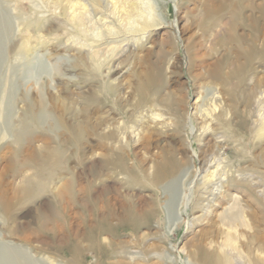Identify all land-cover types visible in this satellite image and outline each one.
I'll return each mask as SVG.
<instances>
[{"label": "rangeland", "instance_id": "1", "mask_svg": "<svg viewBox=\"0 0 264 264\" xmlns=\"http://www.w3.org/2000/svg\"><path fill=\"white\" fill-rule=\"evenodd\" d=\"M0 17V264L264 260V0H0Z\"/></svg>", "mask_w": 264, "mask_h": 264}, {"label": "bare ground", "instance_id": "2", "mask_svg": "<svg viewBox=\"0 0 264 264\" xmlns=\"http://www.w3.org/2000/svg\"><path fill=\"white\" fill-rule=\"evenodd\" d=\"M99 1V0H98ZM103 1V0H102ZM148 2H150V1H148ZM151 3V2H150ZM149 3V4H150ZM59 4V3H58ZM148 4V5H149ZM154 4V3H153ZM77 6V5H76ZM154 6V5H153ZM79 7V6H78ZM77 9V8H76ZM80 9V8H79ZM78 9V10H79ZM130 11H133V10H130ZM98 12V11H97ZM1 18V17H0ZM74 19V18H73ZM236 19V18H235ZM233 20V19H232ZM236 22V21H235ZM5 23L6 24H8V21H5ZM2 25L4 26V23L2 24V18H1V20H0V27H2ZM71 26V25H70ZM81 26V25H80ZM5 27V26H4ZM8 27V26H7ZM83 31V30H82ZM84 32V31H83ZM82 32V33H83ZM257 34V33H256ZM233 35V34H232ZM86 36V35H85ZM81 38V37H80ZM87 38V37H86ZM245 38V37H244ZM257 38V37H256ZM111 40V39H110ZM253 40V39H252ZM257 40V39H256ZM100 41V40H99ZM258 41V40H257ZM79 42V41H78ZM243 42V41H242ZM263 46H262V51H263V53H264V36H263ZM86 43V42H85ZM75 44H73V46H74ZM248 45V44H247ZM59 46V45H58ZM72 46V45H71ZM252 47V46H251ZM79 50H80V48H78ZM242 49H244V48H242ZM255 51H256V49H255ZM254 51V52H255ZM78 52V51H77ZM254 52H251L250 51V54L252 53V54H254ZM52 53V52H51ZM72 53V52H71ZM61 54V53H60ZM59 54V55H60ZM248 54H249V51H248ZM251 54V55H252ZM70 55V54H69ZM246 56H247V54H245ZM250 55V56H251ZM249 56V55H248ZM261 56V55H260ZM264 57V56H263ZM1 58H3L2 56H1ZM78 58H80V57H78ZM90 58V57H89ZM251 58V57H250ZM259 58H261V57H259ZM20 60V59H19ZM50 60V59H49ZM66 60H69V59H66ZM248 62H251V61H248ZM5 63V62H4ZM64 66H65V64H64ZM67 68H68V65H67ZM77 69V68H76ZM87 69V68H86ZM34 72V71H33ZM67 72V71H66ZM56 73V72H55ZM81 74V73H80ZM73 75V74H72ZM63 76V75H62ZM91 76V75H90ZM51 78H52V76H51ZM62 78V77H61ZM91 78V77H90ZM14 79V78H13ZM28 79V78H27ZM26 80V79H25ZM25 80H24V82H25ZM36 80V79H35ZM32 81H33V78H32ZM53 81V80H52ZM68 82V81H67ZM23 83V82H22ZM45 84H46V81H45ZM51 84V83H50ZM65 84H66V82H65ZM25 85V84H24ZM26 86V85H25ZM28 86V85H27ZM48 88V87H47ZM50 88V87H49ZM109 90V89H108ZM34 91V90H33ZM46 92V91H45ZM91 92V91H90ZM56 93V92H55ZM64 93V92H63ZM51 94V93H50ZM37 95V94H36ZM35 95V96H36ZM262 95V94H261ZM40 96H43L44 97V95H42V94H40ZM60 96V95H59ZM115 96V95H114ZM29 98V97H28ZM41 98V97H40ZM52 98V97H51ZM257 98V97H256ZM42 99V98H41ZM44 99V98H43ZM43 99H42V101H43ZM260 99H261V97H260ZM264 99V98H263ZM39 100V99H38ZM259 100V99H258ZM22 101V100H21ZM37 101V100H36ZM262 101V100H261ZM44 103H46L45 101H43ZM99 103V102H98ZM261 103V102H260ZM13 104V103H12ZM16 104V103H15ZM28 104V103H27ZM33 104V103H32ZM40 104H41V102H40ZM17 105V104H16ZM31 106V105H30ZM39 106V105H38ZM41 107V106H40ZM239 107V106H238ZM32 109V108H31ZM27 112H28V110H27ZM37 112H39V111H37ZM235 112V111H234ZM32 113H33V120H34V123H37V122H39L40 120H45V119H47L48 118V115H49V112H48V110H46V108L45 107H42L41 108V111L39 112V113H34V110L32 111ZM233 113V112H232ZM236 113H237V111H236ZM58 114V113H57ZM87 114V113H86ZM61 115V114H60ZM63 115V114H62ZM23 121V120H22ZM73 123V122H72ZM47 124V123H46ZM15 128V127H14ZM38 128V127H37ZM253 129V128H252ZM247 130V129H246ZM19 131V130H18ZM251 131V130H250ZM67 133L69 134V135H71V136H74V137H78V136H82L83 135V133H84V130L83 131H81V129H73V128H68L67 129ZM19 135V134H18ZM17 137H19V136H17ZM34 137V136H33ZM75 143V142H74ZM39 147V146H38ZM40 147H42V146H40ZM102 148V147H101ZM11 149V148H10ZM39 149V148H38ZM40 150V149H39ZM38 151V150H37ZM36 151V152H37ZM122 152V151H121ZM22 153V152H21ZM119 153V152H118ZM57 154V153H56ZM106 155V154H105ZM203 158H205L204 156H203ZM16 159V158H15ZM11 160V159H10ZM201 161V163H202V160H200ZM204 161V163H203V166L202 167H200L199 169H197L196 170V172H195V175H197V173H199L200 172V175L202 174V170L205 168V166H207V164L208 163H206V161L205 160H203ZM23 163V162H22ZM14 165V164H13ZM184 166V165H183ZM195 168V167H194ZM15 169H16V166H15ZM24 170V169H23ZM177 167L176 166H166V167H163V168H160L159 169V171L157 172V174H156V176H155V179L157 180V182L159 181V182H162V181H166V180H170V179H172V178H174V176H175V174L177 173ZM15 170H13V172H14ZM17 171V170H16ZM15 171V172H16ZM26 171V170H25ZM183 170H181V172H182ZM14 172V173H15ZM204 172V171H203ZM7 174V173H6ZM17 174H18V171H17ZM180 174V173H179ZM38 175V174H37ZM37 175H36V177H37ZM41 175V174H40ZM188 175V174H187ZM195 175H194V177H195ZM18 176V175H17ZM242 176V175H241ZM220 177V176H219ZM170 178V179H169ZM242 178V177H241ZM37 179V178H36ZM20 180H23V179H20ZM28 182H29V180H27ZM26 181V182H27ZM35 181V180H34ZM3 182H4V179H3V177L0 179V184H1V186H2V184H3ZM23 182V181H22ZM209 182H211V181H209ZM220 183V182H219ZM216 184L218 187V194L216 195V194H214V190H212V191H210V192H208L211 196H214V198H215V200L217 201L218 199H219V197L218 196H226L227 198L228 197H230L231 198V207H229V210L231 211V210H240L241 208H242V200H241V197L238 195V193L237 192H234V193H230L233 189H231V191L229 190V188H231L229 185L228 186H226V185H224V184ZM34 184V183H33ZM33 184L31 185V186H33ZM26 185V184H25ZM28 185V184H27ZM29 186V185H28ZM40 188L41 187H43L42 185L41 186H39ZM211 187V186H210ZM29 188H30V186H29ZM34 188H36V186H34ZM175 184H173L172 185V187H171V191H174L173 192V195H175V192L177 191V189L175 190ZM14 189V188H13ZM31 189V188H30ZM30 189H26L23 193H25V192H28L29 191V193H30ZM41 189H44V188H41ZM89 189V188H88ZM204 190V189H203ZM216 190V191H217ZM19 191V190H18ZM37 191H39V190H37ZM2 192V191H1ZM14 192V191H13ZM34 192V191H33ZM40 192H42V190L40 191ZM185 193H186V191H185ZM223 193H225V194H223ZM39 193H37V195H38ZM207 194V193H206ZM15 195V194H14ZM36 195V196H37ZM28 196H29V194H28ZM62 195L60 194V197H61ZM184 196V195H183ZM13 198H14V196H13ZM0 199H1V201L4 203V205H2L4 208V210H5V212H7L8 210H9V208H10V206L8 205V204H6L5 202H4V200L3 199H5V193H4V191L2 192V193H0ZM12 199V198H11ZM25 199H26V197H25ZM186 199V198H185ZM188 200V199H187ZM253 200V199H252ZM12 201V200H11ZM23 201V200H22ZM26 201V200H25ZM0 203V204H3V203ZM7 202V201H6ZM24 202V201H23ZM28 202H30V201H28ZM13 203V202H12ZM27 203V202H26ZM255 207H256V211H257V215H258V213L260 214V216L262 217V219L264 220V200H261V199H258V198H256L255 199ZM23 205V204H22ZM185 207L187 206V204L185 203V205H184ZM19 207V206H18ZM184 207V208H185ZM70 208V207H69ZM14 209V208H13ZM191 210V209H190ZM194 210V209H193ZM184 211V210H183ZM227 211V210H226ZM193 212V211H192ZM240 213V212H239ZM81 214V213H80ZM51 218H52V216H51ZM54 218V217H53ZM52 218V219H53ZM55 218H56V216H55ZM62 219V218H61ZM244 218L240 215V217H239V219H238V225H234L235 226V228L237 229V228H241V227H246V224L243 222L244 220H243ZM60 220V219H59ZM53 221H55V219H53ZM56 222V221H55ZM59 222V221H58ZM240 223V224H239ZM55 224V223H54ZM51 225H53V224H51ZM56 225V224H55ZM63 225V224H62ZM109 228V227H108ZM111 232V231H110ZM259 236L261 237V235H254L253 236V238L252 239H255V240H257L258 238H259ZM258 240H260V239H258ZM252 242V241H251ZM250 243V242H249ZM264 243V242H263ZM97 244V243H96ZM254 244V243H253ZM98 245V244H97ZM250 245H252L251 243H250ZM245 248H247V246L245 247ZM249 248H250V246H249ZM253 248V247H252ZM251 248V249H252ZM262 248V247H261ZM229 249H230V247H229ZM250 249V250H251ZM195 251H196V254H194L192 257L195 259V262H196V264H232V259H231V257H229L230 255H225L224 254V256H220L217 252L218 251H216V252H213V253H207V251L205 250V248L204 247H202V245L200 246H197V250H196V248H195ZM221 252V251H220ZM252 252V251H251ZM106 254V253H105ZM191 255V254H190ZM107 256V255H106ZM13 259V261H17L18 262V264H24V263H22V261H21V259H20V257L18 256V255H13V257H12ZM200 258H201V260H200ZM249 263L250 264H264V260H261V258H257V257H254L253 256V258L252 257H249Z\"/></svg>", "mask_w": 264, "mask_h": 264}]
</instances>
